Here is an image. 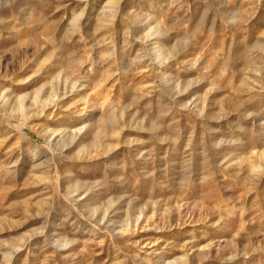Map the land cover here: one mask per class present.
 Masks as SVG:
<instances>
[{"label": "rangeland", "instance_id": "374dc122", "mask_svg": "<svg viewBox=\"0 0 264 264\" xmlns=\"http://www.w3.org/2000/svg\"><path fill=\"white\" fill-rule=\"evenodd\" d=\"M0 264H264V0H0Z\"/></svg>", "mask_w": 264, "mask_h": 264}, {"label": "bare ground", "instance_id": "6f19581e", "mask_svg": "<svg viewBox=\"0 0 264 264\" xmlns=\"http://www.w3.org/2000/svg\"><path fill=\"white\" fill-rule=\"evenodd\" d=\"M81 128V127H80ZM79 130V129H78ZM73 134H75V133H77V130H73V132H72ZM104 218V217H103Z\"/></svg>", "mask_w": 264, "mask_h": 264}]
</instances>
